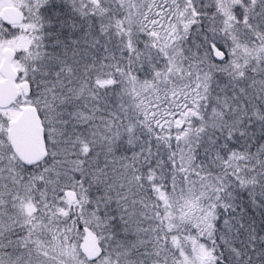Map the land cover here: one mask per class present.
I'll return each instance as SVG.
<instances>
[{
	"label": "snow or ice",
	"instance_id": "obj_1",
	"mask_svg": "<svg viewBox=\"0 0 264 264\" xmlns=\"http://www.w3.org/2000/svg\"><path fill=\"white\" fill-rule=\"evenodd\" d=\"M0 264H264V0H0Z\"/></svg>",
	"mask_w": 264,
	"mask_h": 264
}]
</instances>
